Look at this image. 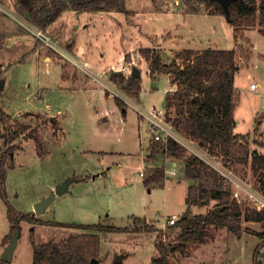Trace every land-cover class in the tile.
Masks as SVG:
<instances>
[{
  "label": "rangeland",
  "instance_id": "obj_1",
  "mask_svg": "<svg viewBox=\"0 0 264 264\" xmlns=\"http://www.w3.org/2000/svg\"><path fill=\"white\" fill-rule=\"evenodd\" d=\"M1 1L0 164L8 169V196L7 200L0 197V261L14 234L9 238L14 224L9 220L8 202L23 217L10 264H33V242L59 241L77 233L98 234L100 252L95 264H151L159 255L158 242H176L180 228L168 226V220L185 212L189 185L195 180L186 177V156L147 157L153 136L139 114V110L167 108L170 78L161 76L154 88L143 52L158 42H164L171 58L193 45L205 46L200 50L237 51L241 70L236 82L242 84V97L234 114V132L250 133L251 154H264V147L254 143L264 140V133L258 132H264V33L257 23L232 26L206 0H193L192 7L198 9L193 13L185 0H126L129 14L69 8L42 28L27 19L35 4L31 0H26L25 13L18 8L19 0ZM39 30L50 37V43L39 39ZM208 41L212 46L206 47ZM135 68H143V91L140 96H128L111 74L121 72L127 77ZM92 70L106 80L95 81L89 74ZM252 82L259 85L258 90H244ZM115 96L123 99L128 110L118 107ZM168 112L176 116L173 109ZM193 144L187 156L197 152L207 162L222 163ZM175 160L178 164L173 165ZM222 165L264 193V173H254L251 160L248 165ZM161 168L164 182L146 185L145 179ZM72 177L76 179L66 191L55 194L45 211L35 212L36 203ZM231 192L242 207L255 208L236 185L231 184ZM218 203L192 205L190 215L213 208L220 212L221 207L215 208ZM133 216L145 218L150 230L125 231L134 225ZM98 223L116 230L87 228ZM134 223L141 226L140 221ZM239 228L240 236L227 226L210 225L208 240L190 243L186 253L172 254V263L264 264V222L242 218ZM118 254L125 255L121 263L115 262Z\"/></svg>",
  "mask_w": 264,
  "mask_h": 264
},
{
  "label": "trees",
  "instance_id": "obj_2",
  "mask_svg": "<svg viewBox=\"0 0 264 264\" xmlns=\"http://www.w3.org/2000/svg\"><path fill=\"white\" fill-rule=\"evenodd\" d=\"M126 0H31L32 10L27 19L39 27L46 28L52 24L66 9L92 10L95 12L118 10L129 14ZM193 0H185L189 12H197L192 7ZM198 1V0H195ZM208 5L215 6V13L224 14L230 25L238 27L257 23L264 33V0H237L225 12L217 0H206ZM19 10L26 12V0H19ZM40 39V38H39ZM41 40V39H40ZM144 57L149 62L150 76L169 75L178 88L166 95L167 111H175L174 124L187 138L192 139L203 147L208 154L217 156L221 162L231 167L233 163L251 165L256 174L264 173V154H251L252 141L250 133H235L234 118L236 105L239 101L240 90L236 85L237 76L241 70L239 54L235 49L208 47L203 50L183 49L176 53L171 62H166L156 48H144ZM118 76L116 77L115 75ZM111 78L121 86L127 95H138L142 90L140 75L131 74L127 77L122 73L113 72ZM198 97V98H196ZM117 105L127 109V104L119 96H115ZM7 115V114H6ZM169 115V112H168ZM4 117V113L0 114ZM11 121L10 116H6ZM36 141L39 140L36 139ZM264 147L263 141H254ZM147 157L156 159L161 153L176 158L185 157L186 177L195 180L190 183L187 205L205 206L212 200H218L215 209L204 214L189 215L180 218L171 227L180 228L174 243H157L159 255L152 258L151 264H173L171 255L177 252L186 253L192 242H206L210 236L208 227L213 224L227 226L238 236L241 234L239 223L242 218L247 221L264 222V209L251 208L239 203L232 195L231 185L220 172L203 158L191 154L186 155V148L170 137L167 142L150 141ZM7 168L0 164V197L7 200ZM79 178V177H78ZM77 178V179H78ZM164 169H157L145 179L146 185L152 182L163 183ZM264 186V185H263ZM244 209V210H243ZM9 220L14 224L10 236L19 227L20 217L14 207L8 202ZM25 217V216H24ZM134 222H141V226H127L125 231L141 232L150 230V225L142 217L133 216ZM170 226V225H168ZM94 231L112 230L104 228L101 223L88 225ZM100 240L96 233L71 234L67 238L56 241L33 242V264H93L92 259L98 258ZM0 264H10L1 260Z\"/></svg>",
  "mask_w": 264,
  "mask_h": 264
},
{
  "label": "built area",
  "instance_id": "obj_3",
  "mask_svg": "<svg viewBox=\"0 0 264 264\" xmlns=\"http://www.w3.org/2000/svg\"><path fill=\"white\" fill-rule=\"evenodd\" d=\"M36 35L41 40H44L47 44L51 42L50 37L45 35V33L42 30L37 31ZM258 87L259 85L257 83L252 82L250 84V88L254 91L258 90ZM262 104L264 105V95L262 96ZM139 114L141 115L142 120L147 121L150 127L153 136L152 140L167 142L168 139L172 137L180 144H182L186 149L188 148L193 149L194 147L193 140L187 138L181 133V131L173 122L175 116L172 114L168 115L167 108L166 110L162 108H151L146 111L139 110ZM199 152L202 155L208 157L205 152L201 150H199ZM208 163H210L214 168H216L219 172H221L222 176L228 180L230 185L234 184L239 188V190L244 191L248 200L254 204L255 208L264 209V193H259L248 183H243V181H241L233 173L227 170L219 161L212 160V161H208ZM142 174L143 173H141V175ZM179 219H180L179 215H173L172 217L169 218L168 225H174Z\"/></svg>",
  "mask_w": 264,
  "mask_h": 264
},
{
  "label": "water",
  "instance_id": "obj_4",
  "mask_svg": "<svg viewBox=\"0 0 264 264\" xmlns=\"http://www.w3.org/2000/svg\"><path fill=\"white\" fill-rule=\"evenodd\" d=\"M217 1L220 2L223 9L225 10V12L227 14H229L230 5L234 1H237V0H217ZM133 73L140 75V70L138 68H135ZM196 98H198V97H196ZM75 179L76 178H73V177L67 178L66 180H64L63 182L58 184L56 186V189L51 193V195L49 197H46V198L42 199L41 201H39L38 203L35 204V212L39 214V213L45 211V209L48 207V205L53 201L55 194H61L64 191H66L68 189L70 183L73 182ZM191 209H192V205L188 204L185 212L180 216V218H182V219L187 218L190 215ZM215 211H217V209H215ZM19 234H20V229L17 228L15 233L11 236L10 242L6 246V249L2 255V260L7 261V262L12 261L13 250L17 244ZM124 256H125L124 254H118V256L115 259V262L121 263ZM95 261H96V258H93L92 263L95 264Z\"/></svg>",
  "mask_w": 264,
  "mask_h": 264
},
{
  "label": "crops",
  "instance_id": "obj_5",
  "mask_svg": "<svg viewBox=\"0 0 264 264\" xmlns=\"http://www.w3.org/2000/svg\"><path fill=\"white\" fill-rule=\"evenodd\" d=\"M0 4L1 5H3L4 6V1H1L0 0ZM171 39H173V37H171L169 40H171ZM194 39L195 40H197V38L194 36ZM164 42H162V43H160V42H158L157 44L158 45H155V46H152V48H156V51L157 52H159L160 54H161V56H162V58L164 59V61H166V62H171L174 58L172 57L171 58V55H168V53H167V50L164 48V46L162 45ZM210 43V41H208L207 42V45H206V47H208V46H212V45H208ZM205 46H203L202 48H204ZM202 48H200V47H198V46H196V45H193L192 47H188V48H185V49H194V50H200V49H202ZM179 50H182V49H179ZM172 52V51H171ZM167 54V55H166ZM170 54V53H169ZM166 55V56H165ZM165 57L166 58H168L167 60L165 59ZM171 58V59H170ZM145 59V58H144ZM146 60V59H145ZM147 61V60H146ZM84 63V62H83ZM147 63V65H148V67L146 68V70H147V72H148V75L150 76V69H149V62L147 61L146 62ZM87 64H88V62H87ZM85 65V64H84ZM89 65V64H88ZM111 66V65H110ZM89 68H90V70H91V67L89 66ZM117 69V68H116ZM84 70H86V69H84ZM140 70V77H141V80H142V83H143V79H142V70H143V68L142 69H139ZM93 71V70H92ZM107 72V71H106ZM240 72V71H239ZM121 73V72H120ZM89 74L95 79V81H98L99 79H101V81L103 80L104 81V77L102 76V75H99V74H97V73H95L94 71H93V73L91 72L90 73V71H89ZM164 75H166V74H163V75H159V76H156L155 78H152L151 76H150V78L152 79V83L154 82V84H153V86H154V88H157V80L161 77V76H164ZM86 76H88V75H86ZM167 76H169V75H167ZM62 77H64L63 75L61 76V82L63 81L62 80ZM88 77H90V76H88ZM169 78H170V81H171V87H170V89L166 92V95H167V93L168 92H173V91H175L177 88H178V86H177V84H174L173 82H172V80H171V77L169 76ZM63 79H65V78H63ZM69 80L71 81V80H73V76L71 77V78H69ZM106 80V79H105ZM88 81V80H87ZM96 83V82H95ZM71 84V83H70ZM238 84V89H239V87L242 85L240 82H236V85ZM63 87V86H62ZM240 90V89H239ZM244 90H251L252 92L254 91V90H252L251 88H250V85L249 86H246L245 88H244ZM142 91H143V85H142V90L140 91V93L138 94V96H140V94L142 93ZM250 91V92H251ZM125 94V93H124ZM125 95H127V94H125ZM129 96V95H128ZM133 96H135V95H133ZM166 97V96H165ZM241 97H242V91L240 90V96H239V101H238V103L239 102H241ZM133 98V97H132ZM238 103H237V105H236V109H237V106H238ZM119 107V106H118ZM236 109H235V111H236ZM127 110H128V108H127ZM125 114H127V111H126V113ZM235 116V115H234ZM260 117V116H259ZM259 117H257V118H259ZM59 120V119H58ZM237 123H238V121H237ZM255 124H256V120H255ZM257 127H259V126H257ZM257 131V130H256ZM258 132H261V133H264L263 131H261V129L260 130H258ZM251 136V135H250ZM252 137V136H251ZM263 137V136H262ZM149 146V145H148ZM148 148V147H147ZM112 152H115L116 154H122V153H125V152H119V151H112ZM121 156V155H120ZM123 156V155H122ZM172 164L174 165V164H178V161H173L172 162ZM111 168V166H109L108 167V169H110ZM230 170V169H229ZM102 173H104V172H102ZM235 176H236V174H234ZM76 177V176H75ZM95 177V176H94ZM93 177V178H94ZM237 178H238V176H236ZM86 178H88V177H83L82 179H86ZM240 179V178H239ZM190 181V180H189ZM173 216V215H172ZM171 216V217H172Z\"/></svg>",
  "mask_w": 264,
  "mask_h": 264
}]
</instances>
